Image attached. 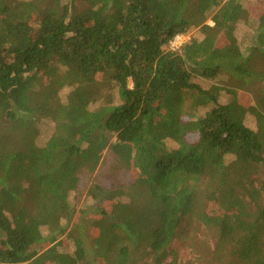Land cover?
<instances>
[{
  "label": "trees",
  "instance_id": "obj_1",
  "mask_svg": "<svg viewBox=\"0 0 264 264\" xmlns=\"http://www.w3.org/2000/svg\"><path fill=\"white\" fill-rule=\"evenodd\" d=\"M247 21L242 0H0V264H177V238L184 264H264V94L239 100L264 82V6L242 51ZM106 149L133 183L87 188L88 253L69 196Z\"/></svg>",
  "mask_w": 264,
  "mask_h": 264
},
{
  "label": "rangeland",
  "instance_id": "obj_2",
  "mask_svg": "<svg viewBox=\"0 0 264 264\" xmlns=\"http://www.w3.org/2000/svg\"><path fill=\"white\" fill-rule=\"evenodd\" d=\"M243 7L247 11V18L248 21L246 23H239L236 27L235 31V36L237 38L238 44L241 48L242 51H245L246 48H248L251 44V33L254 31L251 29L255 23L256 20L259 16V14L263 10L264 6V1L263 0H242ZM208 23L211 25V22L208 20ZM184 38L182 41L187 42L192 39H197L200 40L202 38V35L199 33L197 28H192L190 29L185 35H182ZM220 41L223 42V39L220 38ZM172 49L171 46L167 47L166 49ZM228 79L226 77H220L216 81H213L214 83L222 86H226L228 84ZM212 82L202 80L201 81V86L203 88H208L211 85ZM264 82L261 81H250L248 85L246 86L245 89L240 90L239 94V100L244 106H249V105H256V101L258 98L262 97L264 94ZM229 95L224 94L220 97V102H226L228 99ZM245 124L246 126L255 129V119L252 116H247L245 119ZM54 127V123L51 121H41L39 124L37 123V128L39 131V140L38 143L42 144L47 137L51 134L52 130ZM196 135L195 134H189L187 136V139L189 141H195L196 140ZM167 147L172 148L174 145L171 142H167ZM232 157H229L226 161L228 162ZM115 157L113 153L110 151V149H106L101 153L99 164L95 170L94 173L88 174L86 172H82L79 174V183L77 190L72 192L69 196V201L76 211V214L72 220V223L74 222H79L81 225L80 233L83 239V244L86 249V252L89 253V248H91V239L94 236L93 235V229L91 228L90 224H86L80 217L79 211L81 208L84 206H91L93 205V201L87 197L86 191L87 188L90 186V184L93 181H96L100 186L103 188H109L112 186L119 187L121 191L126 192L128 187L133 183V176H134V171L132 170H123V169H115ZM255 178L257 179L256 185L259 187V185L264 183V170H260L255 174ZM126 197H121L119 200L124 201ZM85 215V214H84ZM87 221L95 219L96 216L92 214V212H88ZM84 216V217H85ZM72 223L69 224L68 226V231L72 227ZM192 227L190 228H185L183 231V235L188 233L192 238H198L202 239L204 238L203 233H201V230L199 228L196 229L198 226V223L195 221L191 225ZM191 230L193 232L191 233ZM67 231V232H68ZM66 232V233H67ZM45 233V232H44ZM65 233V234H66ZM64 238V237H63ZM62 237H59V240H61ZM64 241V240H63ZM72 247H69L67 250L68 252L72 251ZM172 249L177 253V264H184L188 260L191 259L193 249L190 244L189 239L185 238H177L173 244H172ZM170 262V257L167 259L166 263Z\"/></svg>",
  "mask_w": 264,
  "mask_h": 264
},
{
  "label": "built area",
  "instance_id": "obj_3",
  "mask_svg": "<svg viewBox=\"0 0 264 264\" xmlns=\"http://www.w3.org/2000/svg\"><path fill=\"white\" fill-rule=\"evenodd\" d=\"M184 37L182 35L176 36L173 41L170 42V46L172 50L178 49L182 44H184V41H182Z\"/></svg>",
  "mask_w": 264,
  "mask_h": 264
}]
</instances>
